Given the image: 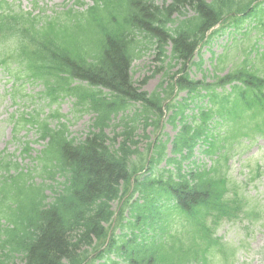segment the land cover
<instances>
[{"label":"trees","instance_id":"obj_1","mask_svg":"<svg viewBox=\"0 0 264 264\" xmlns=\"http://www.w3.org/2000/svg\"><path fill=\"white\" fill-rule=\"evenodd\" d=\"M254 1L164 0L159 5L154 0H95V5L84 13L67 9L63 14L40 18L0 0V65L24 66L27 78L45 82L52 100L66 92L94 113L93 130L82 140L69 138L63 130L51 131L47 125L40 128L41 137H49L54 145L56 166L65 178L62 189L51 200L44 194V186L32 182L24 173L0 180V213L7 222L0 226V264H84L89 256L87 248L95 247V240L100 242L97 246H103L108 239L104 223L111 222V202L120 187L129 185L131 177L146 166V174L140 173L134 188L145 200L153 195L152 204L156 197L166 194L173 206L183 212L187 219L181 222L183 233L171 227L167 236L181 245L182 254L189 255L186 264H213L211 257L221 249V243L210 234L217 223L209 217H216L224 208L229 191L228 173L222 170V163L226 164L228 156L239 149L241 137L264 135V66L245 59L228 74L216 75L212 83L192 79L190 68L200 40L226 16L247 11L246 16L255 18L256 28L264 32V0L253 5ZM63 17L67 18L61 21ZM140 48L153 51L155 61L169 65L167 69L164 66L166 70L179 66L171 74L165 71L169 80L163 79L152 93L142 86L163 71V66L145 76L142 86L137 85L132 65L142 55ZM262 55L264 63V52ZM75 81L79 84L72 85ZM165 82L168 88L163 87ZM202 90L208 92L213 104L211 113H202L204 122L216 117L237 121V130L226 143L229 145L215 153L217 157L210 169L187 172L177 162L174 171L169 169L152 178L148 170L155 169L164 158L165 143L158 144V139L150 159L136 166L132 156L140 153L134 148V129L118 134L124 136L118 146L117 137L110 138L105 131L112 115L129 110L135 103L142 105L138 116L145 122V129L153 123L159 129L166 100V110H172L169 122L176 128L183 109L175 92L186 91V103L200 97ZM200 130L190 133V127L183 129L176 137L174 151H181L182 147L191 150ZM184 158L189 159L190 153ZM144 204H132L135 221L120 225L133 232L141 230ZM136 238L133 235L127 242L146 252L131 251L127 243L121 246L126 235L119 239L113 234L97 258L109 250L128 264L156 263L152 259L158 257L159 251L148 252L145 239ZM165 261L169 264L167 257Z\"/></svg>","mask_w":264,"mask_h":264},{"label":"rangeland","instance_id":"obj_2","mask_svg":"<svg viewBox=\"0 0 264 264\" xmlns=\"http://www.w3.org/2000/svg\"><path fill=\"white\" fill-rule=\"evenodd\" d=\"M13 1H16L26 10L32 9L34 5V0ZM163 1L155 0L158 4ZM85 3L90 5L91 0H85ZM66 4H72V1L39 0L38 2V5L50 14L54 10L61 11ZM246 44V40H242L239 44L240 49L244 48ZM230 45H232L230 41L223 39L219 43L218 50L214 48L213 51L216 50V54H220ZM235 48H237L236 44L232 45L229 50L236 52ZM211 56L210 52L204 51V63L201 71L192 68L194 77L200 78L204 72L212 69ZM160 65L163 66V71L172 72L164 68V61H155L154 52L150 51L149 48H143V55L134 62V80L139 83ZM6 76V72L0 69V152L5 150V155L20 161L21 166L35 170L36 166L33 160L44 148V142L39 140L36 128L32 125L15 131L14 118L23 113L34 115L40 113L49 119L52 126L70 120L68 129L71 135L80 137L87 130L92 114L86 111L79 112V107L75 105L74 98L70 96L63 97L57 102H51L50 98L42 93L44 90L42 83L36 85L25 83L21 86V91L14 94L11 92V84L7 81ZM163 77L162 73H157L144 84V89L152 92ZM76 108L78 109L74 110ZM131 117L128 116L127 118ZM122 129V127L115 128L116 132H121ZM163 131L171 136L175 134V130L169 126L165 127ZM110 133L112 135L113 130ZM139 135L137 137L138 147L140 151L145 153L151 141V134L148 129L144 130L140 127ZM27 142L32 148L30 156L23 152ZM257 169L262 172L259 178L255 175ZM229 177L231 184L237 185L240 193L244 195L243 206L234 215L225 216L221 219L216 235L221 237V243L226 245L224 254L228 253V264H264V137L260 138L258 144L252 145L233 159ZM219 251L221 253L215 255L213 263L225 264L222 248Z\"/></svg>","mask_w":264,"mask_h":264}]
</instances>
